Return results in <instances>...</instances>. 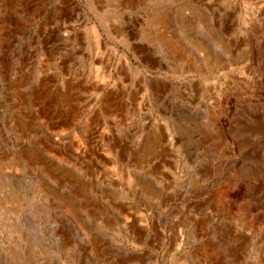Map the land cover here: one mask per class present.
Instances as JSON below:
<instances>
[{"label":"rangeland","instance_id":"374dc122","mask_svg":"<svg viewBox=\"0 0 264 264\" xmlns=\"http://www.w3.org/2000/svg\"><path fill=\"white\" fill-rule=\"evenodd\" d=\"M0 264H264V0H0Z\"/></svg>","mask_w":264,"mask_h":264}]
</instances>
